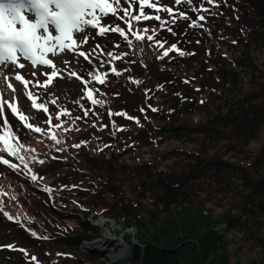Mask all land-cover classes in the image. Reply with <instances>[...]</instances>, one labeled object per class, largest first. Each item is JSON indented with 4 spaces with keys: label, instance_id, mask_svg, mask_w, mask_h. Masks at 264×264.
Here are the masks:
<instances>
[{
    "label": "trees",
    "instance_id": "obj_1",
    "mask_svg": "<svg viewBox=\"0 0 264 264\" xmlns=\"http://www.w3.org/2000/svg\"><path fill=\"white\" fill-rule=\"evenodd\" d=\"M198 2L209 11L176 7L201 27L180 20L168 25L172 35L158 21L141 22L168 41L163 50L175 42L184 55L169 51L159 59L163 50L134 38L131 48L103 45L130 53L123 61L100 57L101 71L109 69L106 83L96 86L103 103L74 120L86 104L83 94L57 98L55 110L70 113L53 133L60 144L21 132L32 172L0 151L20 166L18 176L0 166V233L16 239L5 253L9 264H79L75 251L89 228L78 215L91 213L134 223L148 251L144 264H172L167 250L178 241L190 247L184 264H230L235 257L226 248L239 243L260 256L249 264H264V0ZM109 21L115 18L101 24ZM116 111L135 119L108 115ZM5 117L15 131L18 121ZM32 123L46 127L42 116ZM33 172L36 188L28 185ZM41 189L51 192L53 205ZM220 223L227 231L217 240L212 229Z\"/></svg>",
    "mask_w": 264,
    "mask_h": 264
},
{
    "label": "snow or ice",
    "instance_id": "obj_2",
    "mask_svg": "<svg viewBox=\"0 0 264 264\" xmlns=\"http://www.w3.org/2000/svg\"><path fill=\"white\" fill-rule=\"evenodd\" d=\"M206 3L213 4V0H206ZM182 4L187 5L191 12L209 11L198 0H173V5L167 6L163 4L162 0H157V2L139 0L138 14L132 11V0H0V80L5 82V89L12 91L13 94L15 93L14 83L19 82L23 86L27 99L31 102L30 108L33 109L30 114L24 113L17 107L15 95L12 99L6 100L3 93L0 92V117H3L6 106L11 110L13 116L18 119L15 131H13L12 125L6 117L0 120L4 133L0 135V144L3 145L0 151L6 153L7 157H12L15 161H18L23 170L32 172L25 155L26 151L30 152L32 150L25 149V144L21 140V132L26 129L24 135H27L28 132H34L51 139L55 144L61 143L60 139L53 133L55 129L62 127L63 118L70 115V113L61 106L58 110H54L56 114L53 116L49 108L51 105H56L57 101L55 98H47L46 96L49 84L58 75L63 79H74V82H77L80 88L83 89L86 104L81 106L83 111L80 116L74 117V120L86 118L89 115L90 107L99 106L103 103L102 100L96 98L100 94V89L96 88V85L106 83L109 69L105 66L101 71L105 61L100 57L107 55L112 61H123L130 53L127 51L114 52L111 48L105 49L99 43L92 45L91 51L82 48L81 46L86 44L89 39H94V37L89 36L90 30L99 28L96 34L106 38H113L108 37L109 33L116 34L114 48L117 50L122 46L131 48L132 38L137 41L147 40L154 47L163 50L168 41L158 39L155 28L149 33L148 26L143 25L141 22L158 21L157 27L166 29L172 35L177 33L168 25L170 23L177 24L180 20L191 21L189 27H201L187 12L182 10L174 12V6ZM146 8L153 9L154 13L152 15L147 14ZM162 12L171 19L162 18ZM110 13L115 21L122 20L123 23L109 21L107 24H101V20L108 17ZM29 16L32 18L30 19ZM199 20L204 21L205 16L201 14ZM53 31L55 34H53ZM74 34L77 35V39L73 38ZM120 41H123V44ZM169 51L180 52V55H184L177 44L173 42L169 44L167 50L162 51V55L158 58L163 59L168 56ZM58 53L72 54L76 65H80V68L73 66L72 61H63L62 63L69 65L65 76L64 71L53 63V59L48 58L49 54L55 58ZM24 62H30L33 69H38V66L48 69L50 75L47 72L44 73L47 80L44 82L39 80L41 74L39 70L32 73L34 77L32 81L21 74H17V69L25 68ZM129 63H134V61H129ZM123 70L126 71L127 69ZM111 72L118 75L120 69L113 66ZM133 82L139 83L136 80H133ZM30 84L36 89H42L46 99L41 100L36 91H29ZM87 102H90V105ZM151 110L153 112L157 111L155 108ZM37 111L45 114V128L31 122L32 116H35ZM140 111H144V109H140ZM108 115L135 119L127 116L126 112L120 111L109 112ZM136 122L139 123L138 120ZM113 127H116V125L113 124ZM64 130L69 131V129ZM73 147H80V143L78 142ZM39 162L44 163L43 160ZM0 164L7 165L9 169L13 170L18 167L17 163L10 162L5 157H0ZM21 174H24V172L22 171ZM37 178V174L33 172L31 180L35 182Z\"/></svg>",
    "mask_w": 264,
    "mask_h": 264
},
{
    "label": "rangeland",
    "instance_id": "obj_3",
    "mask_svg": "<svg viewBox=\"0 0 264 264\" xmlns=\"http://www.w3.org/2000/svg\"><path fill=\"white\" fill-rule=\"evenodd\" d=\"M87 48H89L87 46ZM50 59H53V63L56 64L58 66V68L62 69L64 71V75L66 76L67 75V72H68V68H69V65H66L64 63H62L63 61H72V65L77 67L79 69V65H76V61L73 59V55L72 54H68V55H65V54H62V53H58V55L53 58L51 56V54H49V57ZM20 69H17L16 72H18ZM39 70L40 71V75H39V80L41 81V78L43 76V74L45 72L47 73H50V71L46 68H43V67H40L38 66V69H28V71L25 74L26 77H28V79L30 81L34 80V77L32 75V73L34 71H37ZM67 80V84L65 85H62L59 89H58V92L59 93H66L67 91H70L72 93H76L78 91V87L75 86V82H74V79H66ZM56 80H52V82L49 84L48 86V91L47 93H53L56 91ZM32 85V84H31ZM33 86V85H32ZM14 88H15V93L13 94L12 91L10 90H7L5 89V86L4 87H0V92L3 93V97L4 99H12L13 98V95H15V98L17 100V104L20 103V101L24 104V101L22 100V97H23V92L21 91L20 88H16V84L14 83ZM42 89H36L34 88L33 86V91H36L38 93V91L40 92ZM26 112L28 114H30L32 111L30 109V106L26 109ZM204 215H206V213L204 212ZM79 218V217H78ZM102 218H96L94 216H88V217H82L80 216L79 218V221L84 223L85 225L84 226H88L89 230H93L95 232H97V236L100 237H107L109 240H111V242L113 244H116L117 246H122L123 247H126L127 249H130V250H133V253L134 255L136 256V253L138 254L136 257L140 258L141 259V252H143L142 249H145V247L141 246V243L139 240V235H138V229L136 228V226L134 225V223H130L128 225H124L122 224L121 222H117L115 221L114 219L112 218H103L106 219L108 221V226L107 228H104L103 227V223L100 224V220ZM145 221V220H144ZM139 222V225H143V221L140 220L138 221ZM148 223V222H146ZM134 225V226H133ZM219 225H222L224 230H225V233L227 231V225H225V223H220ZM114 229V230H113ZM220 233V229L219 230H216L215 227L212 229V234L214 235V237H217V235H219ZM4 231H2L0 233V243H11V242H14L16 241L15 238H13L12 235H10ZM89 235V234H87ZM110 244V243H109ZM112 244V245H113ZM137 244V245H136ZM242 244L239 243L237 246H236V249L235 247L233 246H228V248H226V251L227 253L230 255H232V257H235V258H238L237 261L235 260V258L231 259L230 261V264H249L251 263L252 261H258L259 260V257L256 253H257V250H253L251 252H249V249L247 246H245L244 249H240L239 247H241ZM243 246V247H244ZM249 246H251V244H249ZM141 247V248H140ZM183 247V246H182ZM238 248L240 249L239 252L237 253V256H235V253L234 251H238ZM190 247H184V249L182 251H178L176 252L175 251V248H169V250H167V255H168V259H169V263H172V264H184L185 262H187L189 259H188V256H191V253H190ZM258 249V248H257ZM128 250V251H130ZM80 251H82L81 249H79L77 247L76 251L75 252H79L80 254V259L81 260H78L79 261V264H84L83 261H87V262H91L93 264H106L104 261H102L100 258L94 256V257H91L89 253H86L84 254V251L83 254L80 253ZM180 252L183 253L182 254H179ZM117 258H120L121 257V254L120 255H117ZM134 255H133V258H134ZM179 255V256H178ZM186 255V256H185ZM5 257H6V254H2L0 253V264H9L8 261L5 260ZM136 259V258H134ZM142 261L144 262V260L142 259ZM219 263V260L217 261ZM138 264H142L141 261L138 262Z\"/></svg>",
    "mask_w": 264,
    "mask_h": 264
},
{
    "label": "bare ground",
    "instance_id": "obj_4",
    "mask_svg": "<svg viewBox=\"0 0 264 264\" xmlns=\"http://www.w3.org/2000/svg\"><path fill=\"white\" fill-rule=\"evenodd\" d=\"M3 82H4L3 80H0V84ZM102 223H103V227L107 228L108 221L106 219H104V220L101 219L100 224H102ZM225 225H227V223H225ZM215 229L216 230L220 229V233H219V235H217V240L218 239L220 240L221 239L220 237L225 234V230H224L223 226L219 225V224L216 225ZM96 233L97 232L93 231V233L89 234L88 241L92 240V242H90V243L93 244L92 245L93 248L92 247H91V249L87 248V249H89V251H92L94 256L98 255L99 257L98 256L97 257L100 258L102 261H104V260L109 261L108 264H138L137 261H139V259H134V258H138V257H136L138 254L136 253V256H135L133 253V250L127 249L126 247L122 248V246H119V245L117 246L116 244H113L111 242V240H109L107 237L102 236L99 238ZM139 244H141V243H139ZM143 244L147 245V242H145ZM172 245H173L172 248H175V251L178 252L179 250L182 251L184 249V247H188V241H183L181 243L178 241V242H174ZM141 246H143V245L141 244ZM143 247H145V246H143ZM128 250H130V251H128ZM142 250H143V252H141V256H142L141 257V263L144 264L142 259L144 260L148 251H146V248L142 249ZM86 251H88V250H86ZM93 254H91V256H93ZM115 254H117V255L121 254V257L117 258V256ZM133 255H134V258H133ZM119 259H121V261H119Z\"/></svg>",
    "mask_w": 264,
    "mask_h": 264
}]
</instances>
